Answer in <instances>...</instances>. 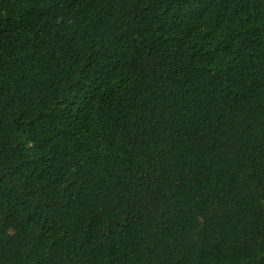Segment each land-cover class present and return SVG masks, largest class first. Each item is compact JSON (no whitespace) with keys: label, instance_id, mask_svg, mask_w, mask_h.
<instances>
[{"label":"trees","instance_id":"obj_1","mask_svg":"<svg viewBox=\"0 0 264 264\" xmlns=\"http://www.w3.org/2000/svg\"><path fill=\"white\" fill-rule=\"evenodd\" d=\"M0 264H264V0H0Z\"/></svg>","mask_w":264,"mask_h":264}]
</instances>
